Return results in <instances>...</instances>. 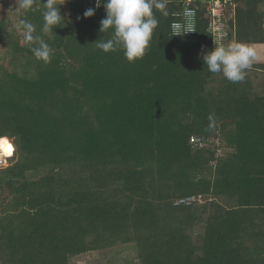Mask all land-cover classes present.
Instances as JSON below:
<instances>
[{
	"label": "trees",
	"instance_id": "1",
	"mask_svg": "<svg viewBox=\"0 0 264 264\" xmlns=\"http://www.w3.org/2000/svg\"><path fill=\"white\" fill-rule=\"evenodd\" d=\"M164 2L169 14L153 8L158 25L135 62L96 47L112 32L99 31L103 6L84 18L85 0H57L65 21L47 34L44 0L20 9L19 29L33 23L48 62L0 21L26 60L24 74L0 79V140L15 151L0 169V264H72L126 244L139 264H264V96L204 65L207 5L193 3L197 32L182 38L170 25L184 6ZM238 21L227 40L235 24L239 42L261 40ZM193 135L232 152L193 150Z\"/></svg>",
	"mask_w": 264,
	"mask_h": 264
},
{
	"label": "clouds",
	"instance_id": "2",
	"mask_svg": "<svg viewBox=\"0 0 264 264\" xmlns=\"http://www.w3.org/2000/svg\"><path fill=\"white\" fill-rule=\"evenodd\" d=\"M64 4V3H63ZM19 9L25 11L33 10L34 0H17ZM60 5L57 0H44L42 32L47 34L53 28L65 21L61 14ZM103 6L106 17L101 20V33L111 30V38L99 39L95 42L96 47L105 53L116 51L118 48L123 51L128 62H135L145 55L152 39L153 31L158 25V20L153 14V8L161 10L164 16L169 13L165 10L164 0H96V8ZM84 18L95 15V8H89L84 12ZM175 16L176 14L173 13ZM79 19V17H78ZM20 24L23 29L25 41L31 46V51L38 60L48 62L51 58L52 49L41 36L34 35L36 31L33 23L22 19ZM173 36L185 37L189 33L197 32L195 24V12L185 10L182 20H174L171 25ZM215 47L207 51L202 60L209 72L222 74V76L233 83L243 81L247 71L251 70L253 61L258 53L255 48L243 42L223 43L222 33L214 37ZM212 119V116H209Z\"/></svg>",
	"mask_w": 264,
	"mask_h": 264
},
{
	"label": "rangeland",
	"instance_id": "3",
	"mask_svg": "<svg viewBox=\"0 0 264 264\" xmlns=\"http://www.w3.org/2000/svg\"><path fill=\"white\" fill-rule=\"evenodd\" d=\"M19 11L17 5V0H0V21L3 20L6 24L5 28L8 31L7 35H12L19 38L21 45H25L26 41L24 38V33L22 30L19 29ZM235 23L236 18H235ZM257 25V21L253 20V24L250 23L249 26L251 28H255ZM254 26V27H253ZM237 26L235 24V30L231 32L233 34V38L231 40H226L225 45L231 42H239L237 40ZM249 31V30H248ZM243 32V31H242ZM230 31H228V34ZM246 33V32H245ZM244 33V35H246ZM253 36L254 33L250 32ZM250 36V34H248ZM12 38V37H11ZM259 39H261L259 37ZM9 38H2L0 37V79L3 77L4 73L7 71L12 73L14 71L18 72L19 74H24L23 70L26 67V60L22 59V61H17L13 57V50L9 47ZM261 43V42H257ZM258 53L257 58L253 61V66L251 70L247 71V78L241 81L244 85H246V81H249V93L251 96H264V45L253 46ZM262 65V66H261ZM228 80L224 78L223 82L226 83ZM247 81V82H248ZM241 83V84H242ZM242 84V86H244ZM221 133L220 128L216 129V134ZM222 135V133H221ZM213 138V137H211ZM209 138V139H211ZM218 146L221 148L217 152V156L222 157L232 152L231 149L222 147V141L216 138L215 144L209 146H204L199 149H211ZM4 142V141H3ZM2 142L3 147H5L6 143ZM13 144V143H12ZM197 149L193 147V150ZM15 152V151H14ZM13 157V156H12ZM8 160V158H3L0 160V169L7 168L14 164L15 157ZM204 199V198H201ZM196 232L201 230V226L196 227ZM72 264H139L137 253L135 250L134 245L126 244V245H119L114 248L104 249L100 251L89 252L80 256H76L70 259Z\"/></svg>",
	"mask_w": 264,
	"mask_h": 264
},
{
	"label": "built area",
	"instance_id": "4",
	"mask_svg": "<svg viewBox=\"0 0 264 264\" xmlns=\"http://www.w3.org/2000/svg\"><path fill=\"white\" fill-rule=\"evenodd\" d=\"M168 2H175V3H180L184 6V10L182 14H176L178 18L183 19V13L185 10H192L195 12L196 15V8L193 7V3L196 0H166ZM204 5H207V13H206V18L208 19L209 22V31L212 33L213 37L217 33H222L223 35V43L225 44L226 40L228 39V31H230V22L232 21L235 23V18H236V12H237V2L235 0H200ZM85 7L86 9L89 8H95V11L98 10L96 8V0H85ZM194 34L189 33L188 35ZM214 43V42H213ZM215 47V44H214ZM216 139L211 138V139H205V138H200L195 135L190 137V143L192 144L193 147L196 148H202L204 146H211L215 144ZM217 147L218 146V141H217ZM195 200V198L192 199H186V200H180L178 203L179 204H190Z\"/></svg>",
	"mask_w": 264,
	"mask_h": 264
},
{
	"label": "crops",
	"instance_id": "5",
	"mask_svg": "<svg viewBox=\"0 0 264 264\" xmlns=\"http://www.w3.org/2000/svg\"><path fill=\"white\" fill-rule=\"evenodd\" d=\"M237 2V14H236V22H240L239 26H246L250 28V32L254 33V35H257L261 38L259 42L261 43H246L251 46L259 45L262 46L264 45V0H236ZM247 17V18H246ZM249 17V19H248ZM253 20L257 21V25L255 28H251L249 26L250 23L253 24ZM244 22V23H241ZM254 27V26H253ZM246 33L245 34H250L251 33Z\"/></svg>",
	"mask_w": 264,
	"mask_h": 264
},
{
	"label": "bare ground",
	"instance_id": "6",
	"mask_svg": "<svg viewBox=\"0 0 264 264\" xmlns=\"http://www.w3.org/2000/svg\"><path fill=\"white\" fill-rule=\"evenodd\" d=\"M2 142L3 141L0 140V160L3 158H11L12 156H14V150H9L6 145L5 147H3Z\"/></svg>",
	"mask_w": 264,
	"mask_h": 264
},
{
	"label": "snow or ice",
	"instance_id": "7",
	"mask_svg": "<svg viewBox=\"0 0 264 264\" xmlns=\"http://www.w3.org/2000/svg\"><path fill=\"white\" fill-rule=\"evenodd\" d=\"M11 148V146L9 145V149Z\"/></svg>",
	"mask_w": 264,
	"mask_h": 264
}]
</instances>
